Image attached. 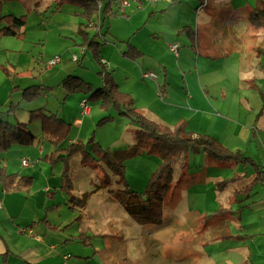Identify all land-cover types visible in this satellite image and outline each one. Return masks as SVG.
<instances>
[{"label":"rangeland","instance_id":"374dc122","mask_svg":"<svg viewBox=\"0 0 264 264\" xmlns=\"http://www.w3.org/2000/svg\"><path fill=\"white\" fill-rule=\"evenodd\" d=\"M59 0H28V4L31 7H35L37 10H45L46 6L49 4L51 8L55 9L57 12L51 20L58 19V25L62 27L64 25L67 30H61L60 35L56 38L54 37V32L50 34L46 44H33L30 49L37 53L41 46L45 47L44 52L47 56L51 54L58 55L62 51H66L67 47L72 46V37H77L78 42L81 39L78 37V29L75 27L81 21H86V18L81 14L80 7L78 4L64 0L61 3H57ZM151 2L150 0H143ZM158 1V0H157ZM14 0H10L11 4ZM129 5L124 8L125 14L120 11L117 16L106 17L104 30L107 26L111 29L114 28V33L110 32L102 37L96 36L99 42V47L101 48L100 56H105L108 64V69L113 71V74L122 78L125 75V69H128V64L133 67L128 61L123 59L121 52H118L116 45L120 49L124 50L126 47V39L130 42L140 43V45L147 50H152L154 53L162 56L167 66V73L163 72V65L156 64L153 71L157 75V80L144 79L143 77H138L143 84V86L137 84L134 87L136 93L133 94L135 99L136 107L142 108L147 113H151L153 117H163L169 123L173 124L180 117H186L187 110L184 108L186 105L185 98L190 93L187 88V83L184 79V75L187 72L193 71L195 69L196 60L195 52L184 53L181 48H190L191 42H188L186 46L181 44L177 55L171 52L168 48V42L159 41L150 32L147 22V13L143 12V7L147 2H140L138 0H128ZM189 4L190 7H188ZM17 4V3H12ZM180 4L182 7H176L171 9L164 17H153L149 22L157 23L166 22L169 18L171 21L174 15L179 17L187 16L191 18L199 19V22L213 24L212 29L215 31L214 34L209 37L205 42L210 41L212 45L221 49L228 48L229 50L234 49L235 53L229 52L228 54L237 59L240 52H248V49L253 52L256 46H259L264 51V36L262 31L249 27L248 16L250 12L257 8H264V0H181ZM3 6V5H2ZM7 6V5H4ZM4 6L2 8H4ZM18 6V5H16ZM19 6H24L19 5ZM130 6V7H129ZM26 9V8H25ZM27 10H25L24 14ZM181 11L182 13H179ZM55 12V11H53ZM143 12V13H142ZM184 12V13H183ZM127 13V14H126ZM1 14V11H0ZM48 15L49 12L44 13ZM19 15V14H17ZM35 13L31 12L30 16L35 18ZM97 15L93 16V20H96ZM264 18V12L261 13ZM27 20V15H26ZM49 23V27L54 25L55 22ZM146 23V26L144 24ZM130 25L133 26L130 30ZM128 26V31L125 32V28ZM251 26V25H250ZM74 27V28H73ZM90 29L92 33L96 32V26H85ZM31 28V27H30ZM72 29V30H71ZM172 38L174 39L177 35V30H171ZM148 35V37H144ZM174 36V37H173ZM69 37V38H67ZM6 39L2 41L5 44ZM111 42V43H110ZM180 44L179 41L172 42ZM165 44V45H164ZM103 50V51H102ZM72 53V52H71ZM71 53H66L61 55V59L67 64L71 65V70H76L83 79L88 82L90 81L94 88L101 84L95 82L96 79H101V75L98 71L101 65L93 58L91 50H87L86 55L81 56L84 63L79 64L78 61H73L69 58ZM235 56V57H234ZM145 57L151 59L150 55H145ZM203 60V59H201ZM226 60L223 71H228L230 66L227 64L230 62L231 57H224V59L215 58L211 62L217 63L216 67L213 68L212 75L210 73L203 74L209 79L210 82L216 83V80H211V78H221V74L217 67H220L222 61ZM140 61V60H139ZM120 63V64H117ZM203 62V61H199ZM138 63V62H137ZM201 66V64L199 63ZM264 65V58H263ZM123 69V73L121 71ZM215 69V70H214ZM212 71V70H210ZM135 75V68L131 70ZM256 72V70H255ZM257 73V72H256ZM209 75V76H208ZM127 84L135 82L132 79V75L127 76ZM237 81L238 78L235 75ZM121 85V82L118 79ZM243 83L242 81H239ZM164 84L166 92L164 96L159 95L158 85ZM189 84H192L189 77ZM189 89L193 95L197 94V89L189 86ZM158 91V93H157ZM47 95L45 99L48 103V107L55 111L56 107L59 105L60 110L62 105L58 103V99H64V93L50 90H45ZM60 94L61 97H60ZM256 94V93H253ZM67 101L73 100V98H81V94L76 92V94L66 95ZM39 101L42 98L38 99ZM37 100V101H38ZM38 101V102H39ZM234 102V101H233ZM160 103L165 104L166 107L162 106ZM70 104V103H69ZM264 106V103L262 101ZM90 105V104H88ZM252 107H255V102H251ZM92 108L94 117V122L91 121V128L86 126L83 134H70L72 128L76 126L71 123V128L68 134V140L70 136L75 137L73 141H83L87 146V149L92 154L94 153L89 144L86 142L91 137L94 141L98 142L103 148L108 149H123L125 156V174L124 180L129 185V188L136 191L144 190L147 184V178L149 173L156 167L159 156L155 153L147 152L146 148L138 147V153L130 154L135 150L133 146L137 142L135 130L136 126L132 123H127L126 118L118 114L115 109H110L109 113L112 118L105 121L103 124H97V121L101 117L100 115L105 114V112L100 108L98 103H93L90 105ZM101 111L98 113V111ZM229 111L232 115L242 114V110L234 104ZM158 115H157V114ZM259 112H256L254 116H258ZM230 115V114H228ZM264 116V115H263ZM229 117V116H227ZM83 120V117L81 118ZM80 120V121H81ZM226 122V126L230 125V122ZM192 124V122H189ZM90 124V120H89ZM259 133L256 136H252L245 140L246 134H234L232 137L233 143H238L241 148H232L231 150L240 149V151L246 153L253 149V147L262 144V140L259 138ZM66 142L62 143L64 145ZM19 146V145H14ZM13 147V146H11ZM131 147V148H130ZM250 153L247 155L250 157ZM258 162L262 163L264 156H255L251 154ZM251 158V157H250ZM188 170L182 174L179 167H175L173 173V183L174 187L169 189L161 202V206L157 211L147 214L149 217L146 222L144 221V214H139V219L136 216L129 214L123 209L122 200L119 197L111 195L109 190L125 189L126 186L124 181H120L119 177L112 175L110 182L105 186L100 185V181H104L102 176L104 173H109L106 168L94 167L83 165L80 163V155L76 154L72 158V163L74 167V192L76 194L83 195L87 193V203L85 206V214L83 218L84 226L90 227V231L87 232L89 237L86 242L74 241L71 246H78L86 249L89 252V264H104L102 263L101 257L106 255L105 263L107 264H132L137 259L138 264H145L146 259L152 260L154 264H211L213 261L217 262L219 260L230 259L232 262H237L240 259L237 249L242 248L244 242V233L250 231L252 225L244 224L247 221H253L258 216L249 208H245L248 204L258 202L259 197H264V183L257 181L252 184V192L250 197L243 202H236L232 204L233 191L239 190L247 183H251L254 179V172L251 170L249 164L244 165H223L220 162L212 161L207 159V157L202 153H190L188 156ZM43 162L45 170H50V164ZM59 164L56 165L59 168ZM56 171V170H55ZM54 171V172H55ZM235 177L234 181L228 184L225 188L217 191V197L214 194V184L213 182H208L210 179L224 178V177ZM259 183L257 187L255 185ZM61 194V193H60ZM257 196V198L255 197ZM242 198V196L240 197ZM256 198V199H255ZM261 200V199H260ZM62 202V206L59 211L56 212L57 216L55 219H61L64 223L72 222L73 226L68 229L69 234H78L79 228H77V223L79 219L77 218L78 211H70L67 205ZM246 203V204H244ZM224 206L229 208L232 206L231 215L225 213L211 214L216 208ZM263 207V204L257 205V208ZM225 225L227 229H235L236 233H239L240 238H229L231 246L236 247L233 251L228 252L226 250L227 242L221 241L219 245L215 241H211L212 229L217 228V230H222V226ZM244 228V229H243ZM248 228V229H247ZM98 229L111 230L107 231L109 234L104 236L92 235V231L96 232ZM110 240L109 247L105 248L104 239ZM126 238L122 245L120 239ZM77 239V238H76ZM202 240L197 246L198 241ZM204 240H207L205 242ZM223 242V243H222ZM228 244V245H229ZM202 246V248H201ZM102 252L94 253L95 248L101 249ZM126 248V250H124ZM201 248L202 253L198 250ZM123 252V253H122ZM122 253V254H121ZM147 253L146 257L145 254ZM196 257V258H195ZM132 261V262H131ZM222 264V263H221Z\"/></svg>","mask_w":264,"mask_h":264},{"label":"crops","instance_id":"0c3cea01","mask_svg":"<svg viewBox=\"0 0 264 264\" xmlns=\"http://www.w3.org/2000/svg\"><path fill=\"white\" fill-rule=\"evenodd\" d=\"M9 1L2 4L3 6L7 5L4 6V8H2V5L0 6L1 14L11 13L16 16L27 15V20L25 28L20 35L0 36V118L5 117L11 122H26L30 118L29 110L42 107L45 110H48V112H54L58 117L70 123V125L73 123L76 128H72L70 134L85 133V131H87V129H84L83 131L85 123H87L86 126L88 128H91V121L92 123L94 122L95 115L93 114L92 108H90L91 104L87 103L90 104L88 105V111L82 113L81 102L85 95L80 93V99L73 98V100L67 101L66 95H68V93L64 92L63 88L60 86V82L67 74L77 72L76 70L70 71L71 65L64 62V60L61 59V55L72 52L69 58L74 61L72 56L73 54H76L77 59L75 61H78L79 64H83V58L80 59L79 53L81 56L86 55L88 50L87 47L81 45L77 41V37L74 36L72 39L67 37L73 42L72 46L67 47L66 51H62L58 54L60 61L57 64L50 68L47 67L46 62L53 56V54L50 56L46 55L44 52L46 46L44 44H46L51 33L54 32V37L56 38L60 35L61 30H67L64 25H62V27L58 25V19L51 20L54 15L59 12L57 11L58 9H49L51 7H49L50 5L48 4L45 10L40 11L35 9V7L30 8L27 2L28 0H14L12 3H17L16 5L18 6L12 3L10 4ZM138 1L140 2V5L142 2L149 3L143 7V12L147 13L149 27L147 31L150 32V35L152 34L156 39L162 42H165L166 40V42H168V48L172 42L179 41L180 44L178 45V50L179 47H181V44L186 46L188 42H191L190 48H181V51L184 53H191V51H194L196 60L195 69L184 75V79L187 83V88H185V90H188L190 93L185 98L186 105L184 108L188 111L187 115H185L186 117L184 118L180 117V119H177L171 124L157 113L156 114L159 117H153L151 113H147L142 108L138 109L136 107L133 96V94L136 93L134 87L138 86L137 84L147 86L146 84H143L138 77H143V72L152 70L155 68L156 64H162L161 62H164L163 72L167 73V66L165 64L166 61H164L162 56L154 53L152 50L144 49L140 43L130 42L129 39H126L127 42L136 48L142 56L136 59H131L123 55V51L126 47L124 50H121L120 47L116 45V50L121 52L123 59L128 61L135 68L134 75L131 72L133 67H130L125 63V65L128 66V69H125L126 77L122 75L121 79L120 77L118 78L117 75L115 76L112 71V75L117 82L119 89L123 92H129L134 99V105L137 110L141 111L147 117L169 126L181 122L185 129L192 135L212 136L230 150L235 147L241 148L238 143H233L232 137L234 134H246V140L259 133L258 135L262 140V144L253 147L251 153L250 151H247L248 149H246V153H243L246 155L247 153H250V157L261 166L264 176V160L260 163L251 155L264 156V106L260 94L261 91L264 92L263 49L256 46L253 47V52L248 49L249 53L240 52L237 59L233 58V56L228 54L229 52L235 53L233 47L230 50L228 48L221 49L220 52L219 48L212 45L210 41L204 43V41H207L215 32L212 29V23L209 24V22H207L204 24L202 21L199 22L198 17L191 18L185 15L182 17L174 15V18H172L171 21L168 18L166 22H149L153 17H164L171 9L182 7L180 4L181 0H150L151 2L143 0ZM22 4L24 6H19ZM186 5L190 7L189 4L186 3ZM25 10L27 11L24 14ZM31 12L36 14L35 18L30 16ZM46 12H49V14L45 15L44 13ZM122 12L125 14L124 9ZM179 13L182 12L179 11ZM96 17V20L92 21L89 26L97 27L96 32H94L97 33V36L103 38V36L108 34L109 31L114 33V28L111 29L110 26H107L102 30L106 18L98 14ZM49 21L50 23L55 22V24L49 27ZM79 24L80 22L77 26L75 25V27L78 28ZM250 25L251 24L249 23V27H252ZM144 26H146V23ZM128 28L129 27L126 26L125 32L128 31ZM132 28L134 27L130 25V30ZM172 29L177 30V35L174 39L171 34ZM254 29L261 30L263 33L262 27ZM88 30L90 31V34H93L90 29ZM144 37H148V35ZM4 39H6L4 41L5 44L2 43ZM37 43H41L45 47L41 46L40 50L35 53L30 47ZM101 53L100 48V54ZM145 55H150L153 58L149 59L145 57ZM106 56L107 54H105V56L101 55V61L105 62L107 65L109 61L107 62L108 59H106ZM224 57H231L230 62L227 64L230 66L228 71L226 72L222 70L226 64V60H223L221 66L216 68L222 77L218 79L210 77L211 80H216V83L210 82L206 76L204 78L203 74L211 72L210 75H212V72H214L213 68L216 67L217 63H212L211 61L215 58L224 59ZM117 64L120 63L117 62ZM122 70L123 69H121V71ZM76 74L79 75L78 73ZM128 75H132V79L135 80V82H131L130 85L127 84ZM235 75L238 80L243 83L237 81ZM189 77L192 84H189ZM118 79L121 82V85L118 82ZM95 82L100 83L102 81L101 79H96ZM33 85L42 86V93L36 98L28 101L22 97L21 89ZM158 86H160L158 88L159 95L164 96L166 92L164 84ZM189 86L193 89H197L198 92L196 95L191 93ZM45 90H50L51 92L63 91L65 96L64 99L59 98L57 100L58 103L62 105L61 110L59 105L56 107L55 111H52V109L48 107V103H46L47 99H45V102L43 100L47 97ZM61 95L62 94H60V97ZM40 98H42V100L39 101L38 99ZM252 101L255 102V107H252ZM10 102L16 105V107L7 112ZM160 104L166 107L165 104ZM234 104L242 110V114H239L238 112V114H235L234 116L230 113L229 108ZM101 111L99 110L98 113ZM256 112H259L258 116H254ZM103 115L101 114L100 116L102 117ZM82 117L83 120H81ZM190 121L192 124L189 123ZM222 121L230 122V125L226 126V122ZM37 134L38 135L32 144L25 146L12 145L13 147L10 146L0 159V166H4L8 172L32 177V183L28 189L14 188L12 190H5L0 183V264H89V252L84 248L70 245L75 240L78 242H86V239L89 237L87 232L90 231V227L84 226L83 224L85 214L84 208L87 199L84 206L81 208L75 205L74 208H70V205H72L73 202L68 200L66 193L61 187V164L58 163L60 165L59 168L56 167L58 164L49 165L50 170L47 171L45 170L43 162H41L44 160L43 157L53 150L54 146L49 140L45 139L40 132ZM75 137L76 136H70L69 140L66 141V144L75 140ZM118 150L121 149H113L111 151ZM22 159H26L28 164H22ZM71 165L73 166L72 159ZM219 180L221 179H210L208 182H213L215 185ZM233 181L228 182L227 185ZM258 185L259 183H257L255 187ZM214 188V194L217 197V191L220 192L223 188L219 189L217 186H214ZM252 190L253 188H251L250 194ZM234 191L231 199L232 204L235 203ZM255 197L257 198V196ZM62 202H65L64 204L68 206L70 211H74L75 209L78 211L77 218L79 219V223H77V228L80 230L76 235H73L74 233H67L68 229L73 226L72 222L64 223L61 219H55L57 216L56 212L61 208ZM260 204H263V207L257 208V205ZM245 208H249L250 211L254 212L256 216H258V219L256 218L253 221H247L244 224V227L247 225L252 226L248 233H244L242 248L239 247L237 249L238 254L241 256L240 259L234 263L230 259L223 258V260L217 262L213 261L211 264H264V197H259V200L256 203L253 199V203L248 204ZM231 209L232 206L229 208L220 206L211 214L230 213L231 215L232 211H228ZM51 224L59 225V227L52 228ZM100 230L101 229H98L96 232L92 231L91 234L104 236L105 234H109L107 231H111L102 229V232H100ZM233 232L234 233H232V230L227 229L225 225L222 226V230L214 228L212 229L211 241H215L217 245H219L221 241L227 242L225 248L228 252H231L236 247L229 244V238H240L239 233H236L235 229ZM110 240H106V238L103 240L105 244L103 246L105 248L109 247ZM125 240L126 238H122L119 241L122 245L126 246V244H123ZM201 241L202 240L198 241V244L195 246L196 248ZM204 241L207 242V240ZM104 247L101 249L95 248L94 253L98 252L100 254ZM201 248L198 251L202 253L203 251ZM124 250H126V248H124ZM5 251L8 253L7 257L2 259L1 255ZM146 255L147 253L145 254V257ZM106 258V255L101 257L102 263L107 264L105 263ZM132 264H138L137 259L135 262H132ZM145 264L154 263L152 260L146 259Z\"/></svg>","mask_w":264,"mask_h":264},{"label":"trees","instance_id":"16d2710c","mask_svg":"<svg viewBox=\"0 0 264 264\" xmlns=\"http://www.w3.org/2000/svg\"><path fill=\"white\" fill-rule=\"evenodd\" d=\"M9 0H0V6ZM64 0H59L58 3ZM72 1L80 7L81 14L86 21H81L78 26V36L81 39L80 44L85 45L91 50L93 58L101 65L98 73L101 75V84L94 88L91 82L86 81L76 73H70L64 76L60 86L65 93L84 94V100L87 103H98L105 114L99 118L97 124H103L112 118L110 109L124 116L128 123L136 126L135 134L137 142L132 147L135 148L130 154L138 153V147L146 148L147 152L155 153L159 156L156 167L149 173L147 184L144 190L136 191L129 188L124 180L125 150L111 151L103 148L91 137L86 142L90 145L93 154L88 151L83 141L77 140L70 143H62L68 140V134L71 128L70 123L58 117L54 112L45 110L42 107L29 110L30 118L26 122H11L5 117L0 118V159L4 152L12 145H30L40 132L42 136L49 140L54 148L46 154L43 159L50 165L61 164L62 189L66 193L69 201L73 202L70 208L84 206L87 199V193L78 195L74 192V168L71 165V159L74 155H80V163L83 165L101 167L109 173H104V181H100L101 186L110 182L112 175L118 176L120 181H124L126 188L118 190H109L111 195L119 197L123 203V209L129 214L139 219V214L143 213L144 221L149 217L147 214L155 212L161 206L165 193L174 187L173 173L175 167H179L182 173L188 170V156L190 153H202L208 159L230 165L249 164L255 176L251 183H247L239 190L234 191V200L243 202L250 197L252 184L261 181L264 183V176L261 166L248 155L240 150H230L216 138L209 135L194 136L188 132L183 123L179 122L173 126L153 120L137 110L134 105V99L129 92H123L119 89L112 71L108 69L105 62L101 61L99 42L96 39L97 33L90 34L85 27L94 21V15H102L104 18L118 15L121 11L120 0H67ZM123 11V10H122ZM264 8H257L250 12L248 21L252 27H262L264 35V18L261 13ZM26 16H16L11 13L0 15V36H18L25 28ZM127 42V41H126ZM126 49L123 55L136 59L142 54L133 46L126 43ZM157 78V77H156ZM151 79V78H150ZM156 80V79H155ZM16 88V87H15ZM14 88V89H15ZM42 86L33 85L21 89V95L28 101L36 98L42 93ZM264 102V92H260ZM16 107L10 102L7 112ZM131 148V147H130ZM235 177L222 178L215 183L219 189H222ZM0 183L5 190L28 189L32 183L31 176L18 175L10 173L4 166H0ZM242 196V198H240ZM52 228L59 225L51 224ZM5 251L1 257H7Z\"/></svg>","mask_w":264,"mask_h":264},{"label":"built area","instance_id":"2783aa9c","mask_svg":"<svg viewBox=\"0 0 264 264\" xmlns=\"http://www.w3.org/2000/svg\"><path fill=\"white\" fill-rule=\"evenodd\" d=\"M151 1H157V0H151ZM129 4L128 0H120V8L123 10L125 6H127ZM169 49L175 54L177 55L178 52V44L177 43H171L169 45ZM72 58L74 60L77 59V55L73 54ZM60 61V58L58 55H54L51 58H49L46 62L47 67H52L55 64H57ZM142 76L145 78H151V79H156L157 75L153 72V71H145L142 73ZM81 109H82V113H86L88 111V104L87 102L83 99L81 102ZM22 164L27 165L28 161L26 159H22L21 160Z\"/></svg>","mask_w":264,"mask_h":264}]
</instances>
